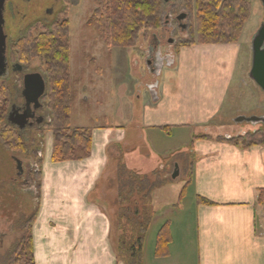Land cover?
<instances>
[{"label": "crops", "instance_id": "0c3cea01", "mask_svg": "<svg viewBox=\"0 0 264 264\" xmlns=\"http://www.w3.org/2000/svg\"><path fill=\"white\" fill-rule=\"evenodd\" d=\"M240 52V43L180 46L174 62L156 75V85L120 89L129 132L118 126L91 129L86 159L52 163L48 135L39 206L31 226L34 264H118L111 215L98 193L109 167L108 149L137 145L134 140L149 144L150 134H164L169 140L191 137L193 232L191 236V228H175L167 255L156 257L153 243L151 254L142 251V264H264V211L257 203L258 191L264 189V145L244 148L228 140L260 128L253 124L252 131L211 133L223 124L214 121L226 101L236 99L245 87L242 78L250 69L239 67ZM233 110L230 102L227 111ZM175 131L180 135H173ZM198 198L211 204H198Z\"/></svg>", "mask_w": 264, "mask_h": 264}, {"label": "rangeland", "instance_id": "374dc122", "mask_svg": "<svg viewBox=\"0 0 264 264\" xmlns=\"http://www.w3.org/2000/svg\"><path fill=\"white\" fill-rule=\"evenodd\" d=\"M66 1L68 2L64 6L65 8L61 7L64 12L59 16V24L63 26L68 22L69 72L72 91L70 126L71 128L89 129L118 126L129 132L128 121L125 117L127 103L120 95V89L125 88L126 91H129L134 86H139L144 90V86L152 81L151 76L147 74L148 44L152 34L162 36V31L160 29L140 37L133 49L123 50L107 47L97 28L88 25V20L94 9L92 0ZM249 1L250 16L237 41L231 43H240L242 55L239 59V67L248 69H250L251 60V39L264 25V10L260 1ZM51 2L52 0H32L30 3H21L18 8L13 6L6 13L5 18L8 31L14 30L13 24L21 19V14L26 15L22 20L27 22L40 18L44 21L55 19L59 12L56 8L49 17H46V10ZM184 2L186 0H169V5L176 3L180 6ZM59 29L62 27L60 26ZM55 32L57 31H54L52 35ZM35 35L41 37L40 32L33 29V36ZM184 37L186 40L180 44H186L188 41V30ZM167 38L165 37L164 40ZM177 40L179 41V37ZM163 45H166L165 41ZM177 46L174 47L175 49L172 48L175 54L180 45ZM244 60L245 63H243ZM29 66L33 68V71L44 72L45 70L40 58L33 59ZM242 79H244L245 87L242 92L237 94L234 102L231 101L234 105L233 113L229 114L227 111L230 104L229 99L225 103L220 118L214 121L215 125H219L220 122L223 124L215 132L212 131V134H231L242 129L252 131L254 127L252 123L236 124L235 119L239 116L250 118L264 115V93L249 77ZM42 104L44 109L39 112V115L45 119V122H48L49 111L46 98L43 99ZM256 127L261 128L262 126L257 124ZM0 134V264H8L9 254L19 241L28 235V220L36 213L39 206L41 167L43 157L46 156L45 142L51 133L45 125L33 128V134L27 133L26 136L33 137L31 147L33 154L30 155L24 154L23 151L18 152L17 148L10 149L18 141L14 134L3 135L1 131ZM172 134L180 135L176 131ZM190 134H193V131H190ZM3 137L6 138V146L2 143ZM176 138L169 140L164 134H150L149 144L145 145L134 140L132 144L137 145L131 147L119 145L108 149L109 167L102 178L98 193L108 207L111 217L116 210L113 202L119 188L123 185L122 181L124 180L121 178L126 179L130 173L137 174L146 180L144 183L146 187H152L151 206L154 218L146 233L143 245L144 256L153 251L158 228L163 223L168 225L169 233L172 232V235L177 232L175 228H180L178 230L183 232V229L186 230L187 227L190 229L192 225L193 192L190 185L186 186L190 179L192 162L191 152L188 148L191 137L188 139L182 136ZM21 142L19 139V143ZM15 159L21 162L23 170L21 175L18 173ZM175 167L178 168L179 175L176 179H172L171 175ZM182 191L183 193H181ZM112 220L114 221V219ZM181 222L187 224L185 228L181 227ZM178 223L179 227H177ZM192 232L191 228L189 234L191 235Z\"/></svg>", "mask_w": 264, "mask_h": 264}, {"label": "trees", "instance_id": "16d2710c", "mask_svg": "<svg viewBox=\"0 0 264 264\" xmlns=\"http://www.w3.org/2000/svg\"><path fill=\"white\" fill-rule=\"evenodd\" d=\"M92 3L94 9L88 25L97 28L107 47L123 50L135 48L140 37L160 30L162 13L169 6L166 0H92ZM183 6L192 15L189 39L183 46L235 43L250 16L249 0H186ZM60 26L52 38L41 36L38 43H33V59L40 58L49 79L45 95L49 120L44 125L52 135V163L86 159L91 154L92 143L91 129L70 126L72 91L68 22ZM5 114L6 108L0 104V122ZM229 142L244 148L264 145V128L243 137H232ZM121 179L123 185L113 202L116 210L110 218L113 254L118 264H142L146 233L154 218L152 187H146V180L137 174L130 173L126 179ZM190 180L191 176L186 186ZM197 203L211 204L203 198H198ZM257 203L264 211V189L258 191ZM35 218L36 213L28 220V235L9 254L8 264H34L31 226ZM170 241L165 224L157 234L156 257L167 255Z\"/></svg>", "mask_w": 264, "mask_h": 264}, {"label": "flooded vegetation", "instance_id": "af4514ba", "mask_svg": "<svg viewBox=\"0 0 264 264\" xmlns=\"http://www.w3.org/2000/svg\"><path fill=\"white\" fill-rule=\"evenodd\" d=\"M31 1L32 0H6L5 2L3 26V32L6 37L5 69L0 76V104L2 108L4 107L7 109L6 114L2 119L3 121L0 122V131L3 135L10 133L14 134L15 139L18 141L13 147H10V149L17 148L19 150L18 152L24 150L23 152L26 155L33 154V148H31L33 145V137L26 136L27 133L33 134V128L40 127L44 125V123H47V121L45 122V119L39 115V112L44 109L42 101L45 98L49 85L48 73L46 70H44V72L33 71V68H30L29 66L33 62V43H38L41 38L39 35L33 36V29H36L40 32L41 36H45L47 39L52 38V34L60 25L59 16L64 12V9L62 10V8L66 6V3L68 2L66 0H52L51 5L46 10V17H49V15L53 13L54 8L58 9L59 12L55 19L53 18L49 21H44L40 18L27 22L22 20L26 15L21 14V19L15 21L13 24V32L8 31L5 20L6 13L9 12L13 6L18 8L21 3H30ZM177 11L179 12L176 13ZM186 11L187 10L183 5L179 6L176 3H172L164 9L162 13V36L152 34L151 40L148 44L146 63L149 64L147 65V74L151 76L152 81L148 83L147 86L153 87L158 83L156 75L160 73L161 70L168 69V67L174 62L175 53L172 48L175 49L178 47L177 45L181 46L182 44L180 43H184L186 40L184 34L187 30L189 31L192 19L191 13ZM18 14L20 15L19 11ZM176 34L178 36H175ZM165 37H168L167 40H164ZM178 37L179 41L177 40ZM164 41L166 42V45H163ZM33 74L40 75L45 86V94L39 100L40 108L36 111L33 109V102L29 103L27 98L23 95L26 77L32 76ZM32 82L33 80L30 81L31 87H33ZM150 92H152V90ZM233 98L234 97L231 96L230 102H234L235 99ZM12 112L14 115L9 120V114ZM23 114L27 115L28 118L24 124H22L24 127L20 128V125L16 123L19 116ZM237 118L246 117L239 116ZM237 118L235 119V123L239 124V122H236ZM40 120L42 121L39 122ZM243 136L245 135L240 133L233 137ZM5 139L6 138L3 137L2 143L6 146ZM19 139L20 142L22 141L21 143H19ZM21 144H24V147H22ZM14 162L16 166H18L17 164L19 162L21 172L18 173L21 175L23 173L21 162L17 159H15Z\"/></svg>", "mask_w": 264, "mask_h": 264}, {"label": "water", "instance_id": "95a60500", "mask_svg": "<svg viewBox=\"0 0 264 264\" xmlns=\"http://www.w3.org/2000/svg\"><path fill=\"white\" fill-rule=\"evenodd\" d=\"M264 10V0H259ZM6 0H0V76L5 69V40L6 37L3 32L4 26V9ZM168 2V0H166ZM251 64L248 73L249 79L264 93V25L255 33L251 39ZM149 64V63H148ZM147 64V65H148ZM33 80V87L30 81ZM45 94V86L41 76L33 74L26 77V84L23 95L27 98L28 102H33V109L36 111L40 108L39 100ZM14 113L9 114V120L13 117ZM28 118L27 115H20L16 124L23 128L24 122ZM40 120L39 122H41ZM236 122H247L252 124H261L264 127V117H250V118H237ZM17 170L20 173L21 167L19 162ZM179 175L178 168L175 167L171 175L172 179H176Z\"/></svg>", "mask_w": 264, "mask_h": 264}]
</instances>
